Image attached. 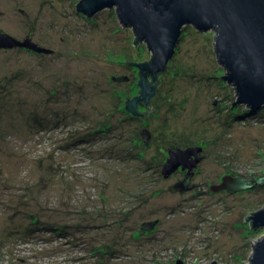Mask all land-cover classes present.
I'll return each mask as SVG.
<instances>
[{
	"label": "rangeland",
	"instance_id": "374dc122",
	"mask_svg": "<svg viewBox=\"0 0 264 264\" xmlns=\"http://www.w3.org/2000/svg\"><path fill=\"white\" fill-rule=\"evenodd\" d=\"M78 1L0 0L2 32L53 50L0 48V264H248L264 228L244 217L264 207V182L208 189L264 172V107L231 106L216 30L183 28L138 118L128 61L152 50L116 8L89 17ZM192 145L203 159L182 190L163 168L170 147Z\"/></svg>",
	"mask_w": 264,
	"mask_h": 264
},
{
	"label": "water",
	"instance_id": "95a60500",
	"mask_svg": "<svg viewBox=\"0 0 264 264\" xmlns=\"http://www.w3.org/2000/svg\"><path fill=\"white\" fill-rule=\"evenodd\" d=\"M106 8H116L117 15L124 26H131L136 37L133 43L146 41L152 50L150 60L144 62L128 61L137 64L141 74L138 84L140 94L125 99V108L133 116L143 117L153 111L151 98L157 87L150 81L157 80L173 57L183 28L193 25L199 31L216 30L215 48L220 64L227 72L220 75L236 88L238 98L233 104H246L252 111L264 107V0H79L77 11L92 17ZM137 38V42H136ZM22 47L38 53L53 50L35 42L31 36L20 40L0 30V48ZM123 77L114 80H122ZM126 79V78H125ZM159 84V82H158ZM149 105L140 111L138 104ZM146 144H150L152 133L143 129ZM202 147L189 146L169 149V157L164 164V175L170 176L180 166L188 170L184 181L177 184L188 190L195 168L202 161ZM220 184H210L208 190H227L235 193L264 182V172L258 175L238 177L224 174ZM255 178V180L253 179ZM223 193L224 196L227 194ZM244 217L251 219L250 227L264 228V207L249 211ZM253 244V253L248 264H264V236ZM178 264H182L179 261ZM211 264H218L215 260Z\"/></svg>",
	"mask_w": 264,
	"mask_h": 264
},
{
	"label": "flooded vegetation",
	"instance_id": "af4514ba",
	"mask_svg": "<svg viewBox=\"0 0 264 264\" xmlns=\"http://www.w3.org/2000/svg\"><path fill=\"white\" fill-rule=\"evenodd\" d=\"M149 61V60H148ZM140 76H141V74H140ZM153 98V97H152ZM152 98H151V100H152ZM141 104H144V105H146L145 104V102H140ZM149 105H150V103L148 104V105H146V106H148L149 107ZM144 112V111H143ZM145 113V112H144ZM147 116V114L145 113V116H143L142 118H145ZM134 117H136V116H134ZM139 118V117H138ZM192 146H196V145H192ZM179 147V146H178ZM189 147V146H188ZM170 148H173V147H170ZM169 148V149H170ZM175 148H177V147H174L173 149H175ZM187 148V147H186ZM169 149H168V151H169ZM178 173H180L183 177L180 179V181L179 182H181V181H184L185 179H186V177H187V174H188V170L187 169H183V167L182 166H180L177 170H176ZM175 171V172H176ZM195 173H196V171L194 172V175L192 176V178H191V180H190V183L188 184V186H189V189L190 190H193L194 189V187H195V185H193L192 184V179H193V177L195 176ZM254 180H255V178H253ZM178 182V183H179ZM254 186H255V184H254Z\"/></svg>",
	"mask_w": 264,
	"mask_h": 264
},
{
	"label": "trees",
	"instance_id": "16d2710c",
	"mask_svg": "<svg viewBox=\"0 0 264 264\" xmlns=\"http://www.w3.org/2000/svg\"><path fill=\"white\" fill-rule=\"evenodd\" d=\"M136 42H137V38H136ZM139 42H141V41H139ZM139 42H138V43H139ZM162 73H163V72H161V73L158 74V77H157V80H156V81H153V77L150 76V81H151L154 85H156V87H158V82H159V79H160V76L162 75ZM155 96H157V90H156L155 94L153 95V97H155ZM249 111H252V110H249ZM253 112H254V111H253ZM146 114H147V113H146Z\"/></svg>",
	"mask_w": 264,
	"mask_h": 264
},
{
	"label": "bare ground",
	"instance_id": "6f19581e",
	"mask_svg": "<svg viewBox=\"0 0 264 264\" xmlns=\"http://www.w3.org/2000/svg\"><path fill=\"white\" fill-rule=\"evenodd\" d=\"M197 29V28H196ZM166 71V70H165ZM237 105H240V104H237ZM251 110V109H250ZM254 111H256V110H254Z\"/></svg>",
	"mask_w": 264,
	"mask_h": 264
}]
</instances>
